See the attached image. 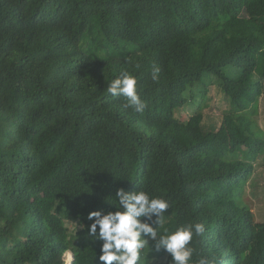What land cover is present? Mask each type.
Masks as SVG:
<instances>
[{"label": "trees", "instance_id": "obj_1", "mask_svg": "<svg viewBox=\"0 0 264 264\" xmlns=\"http://www.w3.org/2000/svg\"><path fill=\"white\" fill-rule=\"evenodd\" d=\"M125 72L143 112L107 92ZM262 96L264 0H0V264H99L84 224L119 188L204 224L190 264H264L243 201Z\"/></svg>", "mask_w": 264, "mask_h": 264}, {"label": "clouds", "instance_id": "obj_2", "mask_svg": "<svg viewBox=\"0 0 264 264\" xmlns=\"http://www.w3.org/2000/svg\"><path fill=\"white\" fill-rule=\"evenodd\" d=\"M159 71L158 67L153 69V80L158 78ZM136 86V77L125 72L109 83L107 92L113 96L125 97V107L143 112L146 103L138 94ZM115 197L118 207L109 211H90L86 219L91 223L84 224L87 235L101 242L99 264H138L144 252L154 254L162 251L170 255V264H190L194 253L191 242L194 237L204 234V224L189 223L170 231L164 226L165 213L170 207L167 199L144 190L126 191L123 188L117 189ZM153 216L155 220L149 223L148 220ZM70 256L72 261V255ZM196 264L211 262L207 257H201Z\"/></svg>", "mask_w": 264, "mask_h": 264}, {"label": "rangeland", "instance_id": "obj_3", "mask_svg": "<svg viewBox=\"0 0 264 264\" xmlns=\"http://www.w3.org/2000/svg\"><path fill=\"white\" fill-rule=\"evenodd\" d=\"M200 96L204 94H197L195 103H199ZM202 102V101H201ZM191 110H185L182 116L190 115ZM259 127L264 130V96L259 100V115L257 119ZM254 170L252 177L246 185L243 201L248 206L252 213L253 221L256 223L264 222V153L261 154L256 161H254ZM64 264H70V254L64 255Z\"/></svg>", "mask_w": 264, "mask_h": 264}]
</instances>
